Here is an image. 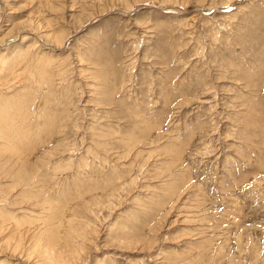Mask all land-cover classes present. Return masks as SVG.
I'll list each match as a JSON object with an SVG mask.
<instances>
[{
	"label": "rangeland",
	"instance_id": "374dc122",
	"mask_svg": "<svg viewBox=\"0 0 264 264\" xmlns=\"http://www.w3.org/2000/svg\"><path fill=\"white\" fill-rule=\"evenodd\" d=\"M0 264H264V0H0Z\"/></svg>",
	"mask_w": 264,
	"mask_h": 264
},
{
	"label": "bare ground",
	"instance_id": "6f19581e",
	"mask_svg": "<svg viewBox=\"0 0 264 264\" xmlns=\"http://www.w3.org/2000/svg\"><path fill=\"white\" fill-rule=\"evenodd\" d=\"M27 27V26H26ZM48 34V33H47ZM14 190V189H13ZM48 250V249H47Z\"/></svg>",
	"mask_w": 264,
	"mask_h": 264
}]
</instances>
